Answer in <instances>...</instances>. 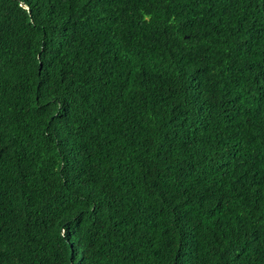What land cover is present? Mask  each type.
Here are the masks:
<instances>
[{
    "label": "trees",
    "instance_id": "obj_1",
    "mask_svg": "<svg viewBox=\"0 0 264 264\" xmlns=\"http://www.w3.org/2000/svg\"><path fill=\"white\" fill-rule=\"evenodd\" d=\"M0 264H264V0H0Z\"/></svg>",
    "mask_w": 264,
    "mask_h": 264
}]
</instances>
